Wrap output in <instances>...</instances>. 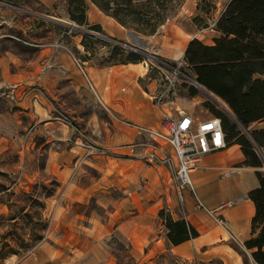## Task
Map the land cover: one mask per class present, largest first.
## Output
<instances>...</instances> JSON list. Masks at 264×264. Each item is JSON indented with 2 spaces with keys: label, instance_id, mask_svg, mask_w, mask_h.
I'll return each instance as SVG.
<instances>
[{
  "label": "crops",
  "instance_id": "obj_1",
  "mask_svg": "<svg viewBox=\"0 0 264 264\" xmlns=\"http://www.w3.org/2000/svg\"><path fill=\"white\" fill-rule=\"evenodd\" d=\"M41 1L49 6L55 0ZM87 20L90 24H99L109 37L129 41L128 36H135L91 2ZM206 29L201 36L193 33L190 39L196 37L212 44L218 32L213 24ZM161 40L164 42V34ZM75 48L84 49L80 42ZM6 54L7 50L0 52V59ZM72 54L70 51L69 55L62 56V67L52 75L40 73L32 80L15 79L8 84L15 97L9 99L19 106L18 120L11 125L18 134L13 140H6L1 131L0 149L3 151L8 143H17L14 146L19 159L42 162L34 168V176L56 178L59 185L55 193L62 191L71 202L80 201L95 191L112 189L122 194L114 201L113 214L128 203L124 208L128 216L119 221L117 229L130 240L133 256L140 252L149 255L154 248L169 253L176 264H214L216 261L245 264L243 251L249 264H255L243 242L250 237L254 214V205L247 193L258 185V180L255 168L241 165L244 155L239 145H225L206 154L201 168L191 173L193 191L188 187L180 189L167 165H154L142 158L151 139L171 151L169 144L140 130L143 127L158 131L164 126L162 111L154 101L160 88L157 78L147 75L144 63L97 67ZM73 58L93 80L97 98L88 89ZM140 78L144 79V85ZM196 105H200L198 99L181 110L199 120L213 116L203 108L198 112ZM5 125L0 120V128ZM84 168L96 169L98 176L84 180L87 176ZM226 171L230 173L223 177ZM25 172L20 177L28 175ZM223 202L227 205L218 208ZM162 208L173 219L187 220L198 235L178 245L169 242L165 228L163 235L158 236L156 219ZM217 214L226 219L227 229L217 223ZM148 243L152 247L144 250Z\"/></svg>",
  "mask_w": 264,
  "mask_h": 264
},
{
  "label": "rangeland",
  "instance_id": "obj_2",
  "mask_svg": "<svg viewBox=\"0 0 264 264\" xmlns=\"http://www.w3.org/2000/svg\"><path fill=\"white\" fill-rule=\"evenodd\" d=\"M227 2L176 0L169 17L155 33L147 35L137 32L140 38L128 36L129 41H125L107 36L103 28L101 31L91 30L72 21L67 15L65 0H55L49 6L41 0H0V52L7 50L6 56L0 59V118L5 116L0 120L6 124L3 129L0 128V132H3L6 140H13L18 134L11 126L17 122L20 113L19 106L9 99L15 98L14 92L7 87L11 81L24 78L32 80L40 73L52 75L62 67V56L69 55L70 51L77 59L86 60L90 65H114L112 63L124 57L115 52V45L136 51L145 60L148 56L162 54L161 57H170L168 59L175 63L183 59L184 43L193 33L201 36L205 32L203 30H207L209 24H213L220 16ZM83 34L92 39L86 40L87 50L84 48L79 51L75 44L81 43ZM163 34L164 42L161 40ZM73 59L76 63L77 59ZM138 63H144L147 67L144 60ZM76 67L80 71L77 63ZM147 75L159 81L160 88L155 95L166 90L165 108L174 115L177 109L198 99V112L202 108L206 109L203 106L205 101H210L233 117L223 101L194 82L195 77L191 73H187L182 81L170 88L156 67L148 66ZM139 81L144 85V79L140 78ZM85 82L97 98L96 91ZM192 91L194 94H191ZM261 125L253 123L248 130ZM144 129L140 128L141 131L149 132ZM14 145L8 143L4 153L0 149V264H118L115 255L126 260L127 243L131 242L117 229V225L128 216L124 210L128 203L113 214L114 201L123 195L112 189L101 193L95 191L80 201L71 202L62 191L55 193L59 185L56 178L34 176V168L41 166L42 162L19 159ZM146 148L142 158L154 165L158 164L147 160V154L154 148L173 153L172 149L168 151L153 139L146 144ZM24 170L28 175L20 177ZM84 170L87 175L84 180L98 176L96 169ZM131 211L136 209L131 208ZM148 218L153 220L151 216ZM163 230L158 216L156 234L162 236ZM44 246L48 247L47 250ZM151 247L152 243H148L144 250ZM48 250L52 252L47 253ZM242 253L245 264H249V258L245 252ZM134 258L136 264H176L169 253L158 252L154 248L149 255L140 252Z\"/></svg>",
  "mask_w": 264,
  "mask_h": 264
},
{
  "label": "trees",
  "instance_id": "obj_3",
  "mask_svg": "<svg viewBox=\"0 0 264 264\" xmlns=\"http://www.w3.org/2000/svg\"><path fill=\"white\" fill-rule=\"evenodd\" d=\"M68 17L79 25L101 31L99 24L87 20V5L92 2L103 13L114 18L126 29L153 34L169 17L176 0H65ZM195 18V17H194ZM218 35L212 44L198 38L190 39L183 59L195 80L220 98L233 117L210 101L203 106L221 121L225 145L238 144L244 159L241 165L255 168L258 185L247 196L254 205L250 237L243 242L255 264H264V0H228L220 16L213 23ZM83 34L81 44L87 50ZM123 57L112 63H138L144 56L119 45L113 46ZM191 94H194L192 91ZM253 123L262 125L251 130ZM158 216L166 237L178 245L198 235V231L184 218L173 219L164 208ZM125 259L115 255L118 264H136L127 243Z\"/></svg>",
  "mask_w": 264,
  "mask_h": 264
},
{
  "label": "built area",
  "instance_id": "obj_4",
  "mask_svg": "<svg viewBox=\"0 0 264 264\" xmlns=\"http://www.w3.org/2000/svg\"><path fill=\"white\" fill-rule=\"evenodd\" d=\"M144 62L147 67L154 66L159 70V73L164 76L168 88L172 87L176 82L182 81L187 73L192 75L184 59L174 63L168 58L154 54L148 56ZM76 63L88 85L95 91L94 85L83 65L77 60ZM194 82L198 83L196 80ZM165 92L166 90L154 96L156 105L162 111L163 128L158 131L144 130L149 131L159 140L169 144L173 153H167L162 148H154L147 154V160L167 165L178 187L180 189L188 187L193 191L191 173L201 168L202 159L206 154L225 146L224 131L220 119L215 116L199 120L181 109H177L175 115L172 114L168 108H165L167 105ZM229 173V171H226L222 176L227 177ZM226 205L227 202H223L218 208H223ZM215 219L222 228L227 229L226 219L221 214L215 215Z\"/></svg>",
  "mask_w": 264,
  "mask_h": 264
},
{
  "label": "water",
  "instance_id": "obj_5",
  "mask_svg": "<svg viewBox=\"0 0 264 264\" xmlns=\"http://www.w3.org/2000/svg\"><path fill=\"white\" fill-rule=\"evenodd\" d=\"M132 33H133V35H135L136 37L140 38V37H139V34H138L137 32H134V31H133Z\"/></svg>",
  "mask_w": 264,
  "mask_h": 264
},
{
  "label": "bare ground",
  "instance_id": "obj_6",
  "mask_svg": "<svg viewBox=\"0 0 264 264\" xmlns=\"http://www.w3.org/2000/svg\"><path fill=\"white\" fill-rule=\"evenodd\" d=\"M200 86V85H199ZM202 88V87H201ZM202 89H204V88H202ZM209 92V91H208ZM210 94V93H209ZM218 103V102H217ZM221 103V102H220Z\"/></svg>",
  "mask_w": 264,
  "mask_h": 264
}]
</instances>
